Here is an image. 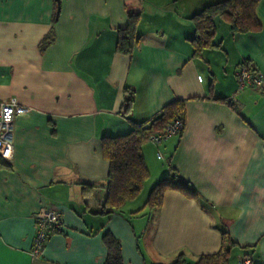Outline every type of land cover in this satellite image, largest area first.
Listing matches in <instances>:
<instances>
[{"label": "crops", "instance_id": "1", "mask_svg": "<svg viewBox=\"0 0 264 264\" xmlns=\"http://www.w3.org/2000/svg\"><path fill=\"white\" fill-rule=\"evenodd\" d=\"M217 1L0 0V100L22 108L12 157L0 164V264H105L104 233L120 243L123 264L178 254L195 264L220 249L222 233L233 243L227 264H264V94L236 76L243 59L264 76V0L259 31L231 34L216 18L214 45L195 58L191 17ZM127 8L140 13L130 55L115 50ZM126 89L134 98L123 114ZM175 100L184 102L182 130L142 145L148 176L138 195L93 213L104 190L82 186L105 182L101 138ZM170 172L195 196L166 190L148 208L150 189ZM52 205L60 225L33 255L35 215Z\"/></svg>", "mask_w": 264, "mask_h": 264}, {"label": "trees", "instance_id": "2", "mask_svg": "<svg viewBox=\"0 0 264 264\" xmlns=\"http://www.w3.org/2000/svg\"><path fill=\"white\" fill-rule=\"evenodd\" d=\"M260 0H220L204 6L195 13L191 19L194 25V35L189 42L192 47V56L200 58L203 50L214 45L215 19L219 18L228 25L231 34H244L259 31L261 25L256 17V7ZM127 11V23L123 28H117V41L115 50L119 54L130 55L138 41L136 28L140 13L130 8ZM53 40V31L45 39L44 46ZM244 69L252 77L264 76L257 73L250 65L248 59L241 60L236 73ZM257 87V86H256ZM264 94V87H257ZM123 114H127L133 102L132 90H125ZM222 102H230L227 99H216ZM231 104V103H229ZM179 119L182 126L176 135H179L184 124V102L175 100L166 104L157 116L136 124L128 133L116 136H103L101 138V152L108 162V173L102 186L83 184L82 189L94 187L104 190L102 202L93 213L108 215L118 210L124 203L135 198L140 192L148 171L141 152L142 145L149 141L155 133H161L165 127ZM6 160L0 157V164L6 165ZM166 190H176L186 197L193 198L194 190L188 183L181 180L175 172H170L168 177L159 180L150 189L145 201L148 208H157L162 203ZM60 220V218H59ZM61 221V220H60ZM51 228L49 232L55 231ZM47 233V236L50 233ZM220 249L213 254L200 255L195 264H227L233 243L222 233ZM103 242L106 247L105 264H123L121 248L118 240L110 233H104ZM182 254H178L172 261L157 264H183Z\"/></svg>", "mask_w": 264, "mask_h": 264}, {"label": "built area", "instance_id": "3", "mask_svg": "<svg viewBox=\"0 0 264 264\" xmlns=\"http://www.w3.org/2000/svg\"><path fill=\"white\" fill-rule=\"evenodd\" d=\"M237 80L240 86L245 84H254L257 87H264V80L261 77L256 78L249 75L244 69L236 73ZM22 111V108L17 104L15 99L11 98L8 101L0 100V157L6 161L10 160L13 153V134L12 122L14 115ZM182 124L179 119L167 125L161 133H155L149 141L155 145L160 144L171 136L177 134ZM160 157V154H158ZM37 219V229L32 243V254H38L47 238V231L51 228H57L60 225L59 215L55 206L43 207L35 215ZM239 264H250L248 257L243 256L238 259Z\"/></svg>", "mask_w": 264, "mask_h": 264}]
</instances>
